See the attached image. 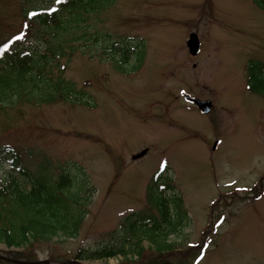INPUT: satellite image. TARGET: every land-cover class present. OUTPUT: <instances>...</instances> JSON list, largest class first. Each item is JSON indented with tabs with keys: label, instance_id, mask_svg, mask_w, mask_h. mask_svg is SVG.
<instances>
[{
	"label": "rangeland",
	"instance_id": "obj_1",
	"mask_svg": "<svg viewBox=\"0 0 264 264\" xmlns=\"http://www.w3.org/2000/svg\"><path fill=\"white\" fill-rule=\"evenodd\" d=\"M53 3L0 0V38L23 29L25 9ZM262 4L116 0L84 24L94 35L102 32L98 40L70 46L74 55L67 50L66 59L46 69L52 81L75 85L82 92L78 99L26 104L20 107L23 116L13 112L17 123L11 127L0 117V145L15 147L24 158L16 169L1 151L0 181L15 176L25 185L37 179L50 186L70 170L94 188L79 236L40 243L38 261L66 264L79 249L108 243L116 230L119 240L124 220L157 216L153 190L178 203L173 221L184 222L169 237L171 250L142 249L141 264H157L159 256L160 264H264V99L249 91L247 72L252 61L264 64ZM37 28H31V38ZM193 33L201 42L198 56L187 46ZM123 48L135 50L119 71L115 61H122ZM182 91L212 101L211 113L188 105ZM216 141L221 143L214 151ZM144 150L148 155L134 162ZM23 168L30 176L19 173ZM65 201H55L60 225L74 212L83 220V211ZM21 252L0 245V256L28 262ZM132 257L129 264L140 262Z\"/></svg>",
	"mask_w": 264,
	"mask_h": 264
},
{
	"label": "trees",
	"instance_id": "obj_2",
	"mask_svg": "<svg viewBox=\"0 0 264 264\" xmlns=\"http://www.w3.org/2000/svg\"><path fill=\"white\" fill-rule=\"evenodd\" d=\"M98 3L101 8L96 7ZM115 3L116 0H63L62 3H55L54 0L49 8L24 10L25 22L20 32L26 28L28 31H18L11 36L0 38V117H6L5 124L8 123L10 127L16 124L17 120L13 119L12 114L18 111L16 115L23 116V109L20 110V107L26 104L53 105L60 100L74 102L72 99H78L82 92L77 90L75 85L63 80L52 81L46 69L53 66L52 62H56L58 66L57 59H66L65 51L70 50L69 55H74L76 48L70 46L98 40L102 32L94 35L84 24L90 15L98 18L110 4ZM262 6L264 8V4ZM51 8L57 11L52 12L49 10ZM32 13L36 15H31ZM34 26L38 27L32 37L35 36L36 40L32 39L30 34ZM110 41L109 46L119 50L117 42ZM132 49L123 48L120 51H123L122 61L114 60L117 69L122 70L121 65L129 61ZM257 66L252 64L250 67V88L264 96V71L260 69L257 72ZM15 149L7 144L0 145L3 156L7 157L9 154L15 167L20 169L24 158L17 155ZM23 169V175L30 176L28 169ZM92 188L87 178L79 180L70 170L62 173L59 180L52 182L50 186L40 180L34 181L30 190L26 187L24 190L21 182L14 178L0 183V244L7 245L10 249L24 248L22 255L26 256L28 262H32L30 259L33 260L36 256L35 248L39 247L40 243H50L57 237L76 239L88 214ZM151 193L155 197L152 206L160 218L151 216L150 220L140 222L131 221L129 218L122 223L121 230L125 232L120 235L119 240H116L119 235L116 230L111 234L112 239L101 247L78 250L76 260L95 262L120 255L128 260L129 256L135 255L140 261L135 264H141L142 249L159 254L169 250L172 247L168 243L169 237L173 232H178L184 219L173 221V205L179 208L178 203L155 191ZM65 199L77 205L78 211H83V220H77L74 212L70 214L68 222L60 225L62 214L58 209L55 211L54 206L55 201L66 203ZM68 208L74 211L71 206ZM71 224H74L75 228H71ZM60 231L65 235H60ZM146 242L149 248L145 247ZM159 258L163 259L162 256ZM159 258L156 260L157 264H160Z\"/></svg>",
	"mask_w": 264,
	"mask_h": 264
},
{
	"label": "water",
	"instance_id": "obj_3",
	"mask_svg": "<svg viewBox=\"0 0 264 264\" xmlns=\"http://www.w3.org/2000/svg\"><path fill=\"white\" fill-rule=\"evenodd\" d=\"M188 45L190 47V53H192L193 55H197L198 51H199V42H197V37L195 35L191 36V39L188 41ZM185 97H186V100L188 102L196 104L197 107H199L203 113H209L210 112V110H211V104L210 103L195 100V99L191 98V96H187V95H185ZM146 154H147L146 151H144L141 154L134 157L133 159L137 160L138 158H141V157L145 156Z\"/></svg>",
	"mask_w": 264,
	"mask_h": 264
},
{
	"label": "snow or ice",
	"instance_id": "obj_4",
	"mask_svg": "<svg viewBox=\"0 0 264 264\" xmlns=\"http://www.w3.org/2000/svg\"><path fill=\"white\" fill-rule=\"evenodd\" d=\"M62 2H63V0H55V3H62ZM49 10L52 11V12L57 11V9H55V8H51ZM31 15H36V14L35 13H32Z\"/></svg>",
	"mask_w": 264,
	"mask_h": 264
},
{
	"label": "bare ground",
	"instance_id": "obj_5",
	"mask_svg": "<svg viewBox=\"0 0 264 264\" xmlns=\"http://www.w3.org/2000/svg\"><path fill=\"white\" fill-rule=\"evenodd\" d=\"M251 64V62L249 63V65Z\"/></svg>",
	"mask_w": 264,
	"mask_h": 264
}]
</instances>
